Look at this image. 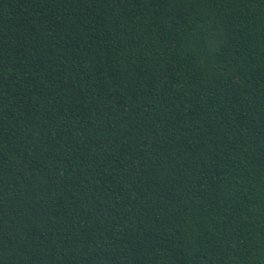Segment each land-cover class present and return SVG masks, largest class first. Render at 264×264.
Listing matches in <instances>:
<instances>
[{
    "label": "trees",
    "instance_id": "trees-1",
    "mask_svg": "<svg viewBox=\"0 0 264 264\" xmlns=\"http://www.w3.org/2000/svg\"><path fill=\"white\" fill-rule=\"evenodd\" d=\"M0 264H264V0H0Z\"/></svg>",
    "mask_w": 264,
    "mask_h": 264
}]
</instances>
